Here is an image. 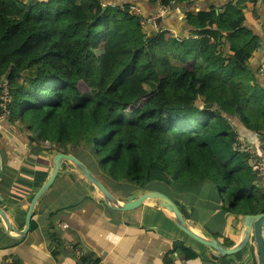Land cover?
Returning a JSON list of instances; mask_svg holds the SVG:
<instances>
[{
	"label": "trees",
	"instance_id": "1",
	"mask_svg": "<svg viewBox=\"0 0 264 264\" xmlns=\"http://www.w3.org/2000/svg\"><path fill=\"white\" fill-rule=\"evenodd\" d=\"M187 19L195 27L207 19L208 28L185 38L162 29L146 35L127 9H103L99 0H0L9 118L31 142L72 153L100 180L160 183L182 196L210 193L223 212H264L234 124L264 139V89L248 68L257 43L242 6L222 16L210 6ZM82 261L96 264L88 253Z\"/></svg>",
	"mask_w": 264,
	"mask_h": 264
},
{
	"label": "crops",
	"instance_id": "2",
	"mask_svg": "<svg viewBox=\"0 0 264 264\" xmlns=\"http://www.w3.org/2000/svg\"><path fill=\"white\" fill-rule=\"evenodd\" d=\"M99 3L103 9L136 5L145 15L160 13L158 28L182 38L196 36L193 31L197 28L200 36L208 28L207 19L196 27L191 24L187 19L190 13L209 10L211 6L222 16L227 6H242L243 25L250 28L257 43L248 68L264 89V76L257 73L264 60V0H184L168 6L149 0H99ZM230 24L236 26L233 20ZM223 51L232 53V49ZM238 131L245 142L258 143L256 133L239 127ZM31 134L18 120L0 121V207L17 230L24 228L29 202L50 176L52 159L58 152L48 142H31ZM101 181L119 199L147 190L164 192L175 201L195 232L216 238L226 248L240 242L244 235L243 215L221 211L216 206L217 200L209 198L210 193L182 196L175 193V188L160 183L142 189L107 177ZM31 220L34 226L24 236L15 237L14 231L6 230L0 216V261L12 257L16 264H76L75 256L64 247L76 243L96 264H262L252 237L242 250L219 254L180 230L172 213L156 200L147 199L131 210L107 206L97 188L69 161L62 162L55 180L38 200ZM51 231L57 237L56 242L49 236ZM175 242L190 249H175L172 253Z\"/></svg>",
	"mask_w": 264,
	"mask_h": 264
},
{
	"label": "water",
	"instance_id": "3",
	"mask_svg": "<svg viewBox=\"0 0 264 264\" xmlns=\"http://www.w3.org/2000/svg\"><path fill=\"white\" fill-rule=\"evenodd\" d=\"M160 20H161V16H159L156 20L157 25ZM8 74L9 71H7L4 74V78L7 79ZM211 105L212 104L210 103V104H203L202 106L209 107ZM234 124L237 127L249 132L237 119H234ZM64 161H69L73 165V167L86 180H88L97 188V190L101 193L103 197L104 203L107 206L114 209L131 210L140 206L147 199L156 200L160 204V206H163L165 209H167L169 212L172 213L174 217V223L180 230H182L185 234L195 239L196 241L213 248L219 254L222 255L233 254L242 250L248 244L250 237H252L257 247L260 262L264 264V239H263L264 212L243 215V225L245 227V231L242 239L234 246L226 248L216 238L205 237L195 232L189 226L187 220L182 215L175 201L164 192L158 190H147V191H143L142 193L131 194L127 196V198L125 199H119L115 197L108 190V188L103 184V182L96 175H94L81 160H79L72 153H65L62 151L56 152L55 155L53 156L52 159L53 168L50 176L39 187V189L34 193L33 197L31 198L28 208L26 210L25 220H24L25 223H24V228L22 230H17L16 228H14L9 218L7 217L6 213L0 207V216L5 223L6 230L14 231L16 233L15 237H22L29 230L30 220L38 200L49 189V187L51 186V184L53 183V181L57 176V173L60 169L62 162Z\"/></svg>",
	"mask_w": 264,
	"mask_h": 264
},
{
	"label": "built area",
	"instance_id": "4",
	"mask_svg": "<svg viewBox=\"0 0 264 264\" xmlns=\"http://www.w3.org/2000/svg\"><path fill=\"white\" fill-rule=\"evenodd\" d=\"M122 8L127 9L133 15H135L139 24L141 25L144 33L149 35L151 32H158L159 28L156 20L160 13H152L145 15L142 9L136 5H127ZM258 75L264 76V60L260 63L257 70ZM11 102V91L8 85L7 79L4 76L0 77V121L9 119L10 111L9 104ZM236 147L240 150H244L249 154V160L254 167L255 183L264 190V139L259 137L257 144H251L245 142L238 135L236 141ZM64 247L69 250V253L75 256L76 264H86L82 261L85 251L76 243H68ZM0 264H16L14 258L7 257L0 261Z\"/></svg>",
	"mask_w": 264,
	"mask_h": 264
},
{
	"label": "rangeland",
	"instance_id": "5",
	"mask_svg": "<svg viewBox=\"0 0 264 264\" xmlns=\"http://www.w3.org/2000/svg\"><path fill=\"white\" fill-rule=\"evenodd\" d=\"M87 82H83V81H80L79 82V87L82 89V90H87L88 89V87H87ZM164 187V186H163ZM206 192H208V190L206 191Z\"/></svg>",
	"mask_w": 264,
	"mask_h": 264
}]
</instances>
